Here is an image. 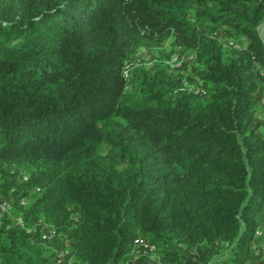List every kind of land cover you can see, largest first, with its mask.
Listing matches in <instances>:
<instances>
[{"label":"trees","instance_id":"obj_1","mask_svg":"<svg viewBox=\"0 0 264 264\" xmlns=\"http://www.w3.org/2000/svg\"><path fill=\"white\" fill-rule=\"evenodd\" d=\"M263 98L264 0H0V264H264Z\"/></svg>","mask_w":264,"mask_h":264},{"label":"built area","instance_id":"obj_2","mask_svg":"<svg viewBox=\"0 0 264 264\" xmlns=\"http://www.w3.org/2000/svg\"><path fill=\"white\" fill-rule=\"evenodd\" d=\"M228 44L232 45L233 42L229 41ZM194 57L193 54L190 55V58ZM192 86H189V89H192ZM194 91L196 92H200V93H205V88L202 86H198V87H194L193 88ZM264 101V98H263ZM264 120V118H263ZM10 208V205L8 203V201L4 198L1 197L0 195V216L2 214H4L5 212H7V210ZM15 221L19 224H22V217L21 216H17L15 218ZM56 235L54 230H50L49 232L45 233L43 235V237L45 238H52ZM262 235V230L260 228H257L256 232H255V237L256 240L253 242V248L255 249V252H259V251H264V239L262 241H259L258 238ZM68 253L67 250H62L60 252L56 253V261L57 263H60L64 257V255ZM131 256L133 257H138L140 255H146L148 256L150 259L155 260L157 262V264H162L161 260L159 259V256L157 254V250L156 247L151 244L148 240L142 238V237H137L135 238L134 242H133V246L131 248L130 251Z\"/></svg>","mask_w":264,"mask_h":264},{"label":"rangeland","instance_id":"obj_3","mask_svg":"<svg viewBox=\"0 0 264 264\" xmlns=\"http://www.w3.org/2000/svg\"><path fill=\"white\" fill-rule=\"evenodd\" d=\"M262 30L263 24L258 26V31L261 37H263ZM163 52H169V57L163 58ZM190 55H192L190 50H183L178 46H175L171 43V38H168L163 46H153L149 49L145 47H139L135 53V64L138 66H143L145 69H149L154 61L161 59L166 60V62H168L173 67L180 66L181 62L184 60H189L192 61L191 63L196 64V62L193 61L194 57L190 58Z\"/></svg>","mask_w":264,"mask_h":264},{"label":"crops","instance_id":"obj_4","mask_svg":"<svg viewBox=\"0 0 264 264\" xmlns=\"http://www.w3.org/2000/svg\"><path fill=\"white\" fill-rule=\"evenodd\" d=\"M256 113L260 118H264V101L257 107Z\"/></svg>","mask_w":264,"mask_h":264}]
</instances>
